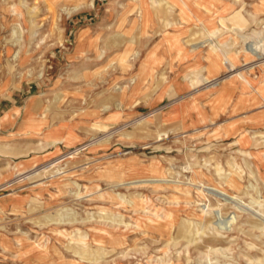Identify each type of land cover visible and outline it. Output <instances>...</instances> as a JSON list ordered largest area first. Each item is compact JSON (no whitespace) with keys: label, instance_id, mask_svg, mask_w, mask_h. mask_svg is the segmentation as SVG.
Returning <instances> with one entry per match:
<instances>
[{"label":"rangeland","instance_id":"374dc122","mask_svg":"<svg viewBox=\"0 0 264 264\" xmlns=\"http://www.w3.org/2000/svg\"><path fill=\"white\" fill-rule=\"evenodd\" d=\"M167 1L0 0V264H264V0Z\"/></svg>","mask_w":264,"mask_h":264},{"label":"bare ground","instance_id":"6f19581e","mask_svg":"<svg viewBox=\"0 0 264 264\" xmlns=\"http://www.w3.org/2000/svg\"><path fill=\"white\" fill-rule=\"evenodd\" d=\"M182 2H183V4L187 7H191V5H192V3L190 4V3H188L187 2V0H181ZM166 2H168L167 0H166ZM195 2V1H194ZM196 3H198V6L200 7L201 6V2H200V0L199 1H197ZM158 4H159V2H158ZM205 6V5H204ZM187 7V8H188ZM207 7V6H206ZM74 9H76V8H74ZM256 10H260V8H257ZM200 15H198V17L201 19L202 17H201V14H203L201 11L200 12H198ZM180 15V14H179ZM183 16H185V15H183ZM232 17L234 18V19H236V21H240V20H242V19H244V17L241 15V13H240V11L239 10H237L236 12H234V14L232 15ZM189 18V17H188ZM167 25H168V23H167ZM165 39V38H164ZM176 46V45H175ZM175 48H177V47H175ZM175 48H173V46H172V44H170V50H175ZM252 48H251V46H247L246 47V50H249L248 52V54H250V50H251ZM214 48L212 49V51H208L207 52V56L205 57L206 58V60H207V65L205 66V68H206V70H207V76H206V78H205V80L206 79H209L210 77H211V75H212V70L213 71H215V70H217V69H219V68H221L222 66L223 67H227L228 66V63H230L229 62V60L228 59H223V58H221L218 54H216V53H214V55H212V53L214 52ZM176 51H178V49H176ZM179 52V51H178ZM177 52V53H178ZM247 52V51H246ZM235 76H236V78H237V80L239 81V84H240V86H238V85H236V88L237 89H241V90H243L244 88H245V85H249V80H247L245 77H244V75L242 74V73H236L235 74ZM238 76V77H237ZM258 92L259 93H261L262 94V96H264V88L263 87H261V88H258ZM230 94H231V89H229V87H227L226 85H224V87L221 89V90H219L218 92H217V94H216V97H215V99L213 100V102H212V104H213V108H212V110H214V111H216L217 110V105H219V104H221L222 105V108L224 109L227 105H229V101H228V99L227 98H229V96H230ZM214 102H217V103H214ZM216 104V105H215ZM238 104H233V105H230V108H231V111H233V112H235V111H237L239 108H238ZM193 107H197V106H193ZM175 114L174 113H172L170 116H168V117H166V118H163L162 120H167V119H171V118H175L176 117V115L174 116ZM245 119H248V120H252V122H251V125H261L262 124V122H263V120H264V110L262 111V114H260V115H254V116H247V117H245ZM263 142H264V140H263ZM158 169V168H157ZM155 172V171H154ZM151 173V172H150ZM154 177V176H153ZM228 179H229V177H228ZM147 180V179H146ZM153 180H155V179H153ZM157 180V179H156ZM159 180V179H158ZM161 180V179H160ZM162 181V180H161ZM230 184L231 185H235L236 184V182L237 181H235L233 178H231L230 179ZM204 187V186H203ZM203 189V188H202ZM221 195V194H220ZM81 238V237H80ZM83 238V237H82ZM76 250V249H75Z\"/></svg>","mask_w":264,"mask_h":264}]
</instances>
